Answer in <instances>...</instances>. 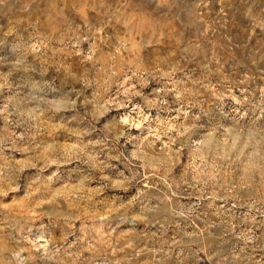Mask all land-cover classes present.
<instances>
[{"label":"rangeland","instance_id":"obj_1","mask_svg":"<svg viewBox=\"0 0 264 264\" xmlns=\"http://www.w3.org/2000/svg\"><path fill=\"white\" fill-rule=\"evenodd\" d=\"M0 264H264V0H0Z\"/></svg>","mask_w":264,"mask_h":264}]
</instances>
